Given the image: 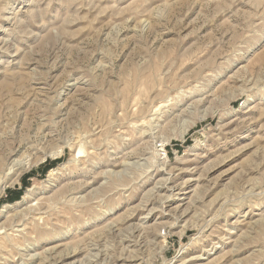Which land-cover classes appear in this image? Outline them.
Listing matches in <instances>:
<instances>
[{"label":"rangeland","instance_id":"1","mask_svg":"<svg viewBox=\"0 0 264 264\" xmlns=\"http://www.w3.org/2000/svg\"><path fill=\"white\" fill-rule=\"evenodd\" d=\"M41 261L264 264V0H0V264Z\"/></svg>","mask_w":264,"mask_h":264},{"label":"bare ground","instance_id":"2","mask_svg":"<svg viewBox=\"0 0 264 264\" xmlns=\"http://www.w3.org/2000/svg\"><path fill=\"white\" fill-rule=\"evenodd\" d=\"M81 152H82V151H80L79 153L81 154ZM14 169H15V168H14ZM167 190H168V189H167ZM69 255H70V254H69ZM67 256H68V255H67ZM60 262H61V261H59V263L57 262V264H63V262H61V263H60ZM97 262H98V261H97ZM46 263H47V262H46ZM41 264H44V262L41 261ZM48 264H49V262H48Z\"/></svg>","mask_w":264,"mask_h":264}]
</instances>
